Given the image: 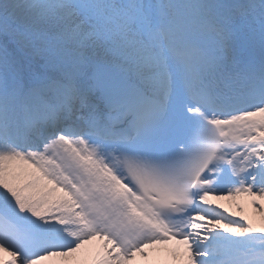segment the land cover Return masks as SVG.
Instances as JSON below:
<instances>
[{
	"label": "snow or ice",
	"instance_id": "snow-or-ice-1",
	"mask_svg": "<svg viewBox=\"0 0 264 264\" xmlns=\"http://www.w3.org/2000/svg\"><path fill=\"white\" fill-rule=\"evenodd\" d=\"M148 249L264 264V0H0V264Z\"/></svg>",
	"mask_w": 264,
	"mask_h": 264
},
{
	"label": "bare ground",
	"instance_id": "bare-ground-1",
	"mask_svg": "<svg viewBox=\"0 0 264 264\" xmlns=\"http://www.w3.org/2000/svg\"><path fill=\"white\" fill-rule=\"evenodd\" d=\"M89 247H90V245H89ZM155 255V254H154ZM158 255H159V253H158ZM160 259H162V258H160V257H155V256H153V258H151V256L149 255V259H148V261H152V262H161V260ZM169 263L171 264V262L169 261ZM163 264V263H162Z\"/></svg>",
	"mask_w": 264,
	"mask_h": 264
},
{
	"label": "rangeland",
	"instance_id": "rangeland-1",
	"mask_svg": "<svg viewBox=\"0 0 264 264\" xmlns=\"http://www.w3.org/2000/svg\"><path fill=\"white\" fill-rule=\"evenodd\" d=\"M249 207V206H248ZM253 211V210H252Z\"/></svg>",
	"mask_w": 264,
	"mask_h": 264
}]
</instances>
